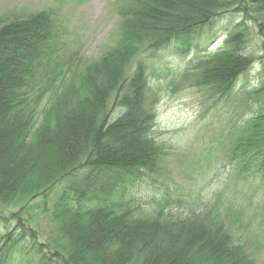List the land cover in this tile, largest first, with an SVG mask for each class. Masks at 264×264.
I'll list each match as a JSON object with an SVG mask.
<instances>
[{
	"label": "trees",
	"instance_id": "16d2710c",
	"mask_svg": "<svg viewBox=\"0 0 264 264\" xmlns=\"http://www.w3.org/2000/svg\"><path fill=\"white\" fill-rule=\"evenodd\" d=\"M225 13L264 37V0H120L116 41L94 61L56 55L48 12L0 27V264H261L233 243L222 213L175 218L131 196L163 163L153 69L170 47L214 36ZM225 35L191 69L220 98L255 62L247 27ZM230 154L239 178L264 180V104Z\"/></svg>",
	"mask_w": 264,
	"mask_h": 264
},
{
	"label": "rangeland",
	"instance_id": "374dc122",
	"mask_svg": "<svg viewBox=\"0 0 264 264\" xmlns=\"http://www.w3.org/2000/svg\"><path fill=\"white\" fill-rule=\"evenodd\" d=\"M43 11L53 18L55 52L64 59L98 60L114 45L122 17L120 0H0V27ZM239 23L250 35L244 53L255 62L232 94L220 98L198 85L191 69L221 51L225 33ZM215 26L214 36L197 39L189 51L167 49L153 69L148 103L156 109L152 136L164 147L163 163L131 196L140 208L175 218L222 213L233 243L264 264V180L239 178L230 154L245 122L264 104V98L250 101L264 83V37L243 13H225ZM51 229L45 220L42 230L48 235Z\"/></svg>",
	"mask_w": 264,
	"mask_h": 264
}]
</instances>
